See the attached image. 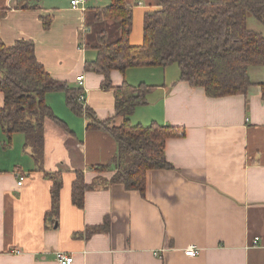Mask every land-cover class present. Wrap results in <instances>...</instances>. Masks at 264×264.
I'll return each mask as SVG.
<instances>
[{"label": "crops", "instance_id": "crops-1", "mask_svg": "<svg viewBox=\"0 0 264 264\" xmlns=\"http://www.w3.org/2000/svg\"><path fill=\"white\" fill-rule=\"evenodd\" d=\"M110 2L88 0L82 11L68 0H0V8L7 9L0 23L5 45L34 42L38 61L55 79L81 88L83 108L100 120L114 118L115 94L103 87V74L85 68L97 57V44L86 42L87 13ZM127 2L136 23L157 7L156 0ZM47 16L49 28L43 21ZM109 23L112 29L101 31L108 41V31L115 28L110 40H116L120 26ZM130 41L142 42L135 32ZM262 69H252L256 74L250 69L254 84L246 94L218 98L180 80L176 64L111 72L114 85L155 86L148 103L130 117L132 124L155 121L180 130L166 142L173 168L148 171L144 193L113 181L125 166L112 162L116 139L89 129L88 117L67 106L63 91L47 93L46 102L68 129L46 119L41 163L25 146L24 134L6 139L0 122V264H59L58 251L72 254L71 264H264ZM3 106L0 90V110ZM78 172L90 185L82 206L73 200ZM55 173L62 178L58 213L52 212L50 176ZM17 174L25 177L22 185ZM191 245L200 249L197 256L185 254Z\"/></svg>", "mask_w": 264, "mask_h": 264}, {"label": "trees", "instance_id": "trees-1", "mask_svg": "<svg viewBox=\"0 0 264 264\" xmlns=\"http://www.w3.org/2000/svg\"><path fill=\"white\" fill-rule=\"evenodd\" d=\"M156 1V8L144 12L140 45L130 41L133 9L127 0H111L95 12L97 21L112 20L121 29L120 37L112 42L107 41L105 30L100 31L95 46L97 57L85 65L87 70L103 74V87L114 91L112 119L100 120L93 110L83 108L78 100L82 89L52 77L38 61L34 42L18 40L13 46H7L0 34V90L4 94L0 122L8 138L13 133H23L25 146L32 149V155L41 163L45 155L46 119L68 129L66 122L46 102L47 93L63 91L67 106L88 117L89 129L102 130L116 139L118 154L112 162H124L125 166L113 176V181L144 193L148 171L173 168L166 155V142L178 136L180 130L155 121L149 125L130 122L136 109L148 103V95L155 86L131 85L126 81L114 85L111 72L176 64L180 80L203 88L208 97L246 94L254 84L250 69H264V32L250 28L248 23L252 14L264 25V0ZM6 13L7 9L0 8V23ZM43 21L45 28H49L52 18L47 16ZM260 85L264 98V81ZM117 118H121L120 123H116ZM50 178L53 180L52 212L58 213L62 178L58 173ZM88 188L90 185L85 183L82 172H78L73 184V200L78 206L83 205Z\"/></svg>", "mask_w": 264, "mask_h": 264}, {"label": "rangeland", "instance_id": "rangeland-1", "mask_svg": "<svg viewBox=\"0 0 264 264\" xmlns=\"http://www.w3.org/2000/svg\"><path fill=\"white\" fill-rule=\"evenodd\" d=\"M109 1H111V0H109ZM140 11L143 12V9H140ZM134 15H135V11L133 10V30H132V33L135 32L137 34V37H139L141 39V41L143 42V21L141 20V23H136V20H134ZM87 18H88V25L91 26V31L87 35L86 42L89 43L93 47L94 45L98 44V33L101 31L103 26H106V29H108V30L112 29V26H111V23H109L110 20H102V21L95 20L96 19L95 18V12L92 9L90 11H88ZM248 23H249L250 28L264 32V25L261 22H259L256 18H254L252 14H250V17L248 19ZM114 29L112 31H108L109 32L108 42L114 41V40H110V39H115L114 38V31H115ZM142 42H140V43H142ZM252 69H262V67H252L251 70ZM256 72L257 71L252 70V73L256 74ZM115 121H116V123H120L121 118H118L117 120L115 119ZM6 139H7V135H6ZM18 148H20V145L18 146Z\"/></svg>", "mask_w": 264, "mask_h": 264}, {"label": "built area", "instance_id": "built-area-1", "mask_svg": "<svg viewBox=\"0 0 264 264\" xmlns=\"http://www.w3.org/2000/svg\"><path fill=\"white\" fill-rule=\"evenodd\" d=\"M68 1L70 3L71 7L76 8V9H80L82 11H84L86 9V4L88 2V0H68ZM77 81L79 82L80 85H83L84 76L83 75L77 76ZM78 100L81 104H83V102H84V93L83 92H81V94L79 95ZM17 175L19 178L18 184L22 185L25 177L22 174H17ZM256 239H258V238H256ZM255 243H256V241H255ZM17 252H21V250H17ZM199 253H200V249L195 245H191L188 248H186V250H185V254L188 256H197ZM56 257H57L59 264H71L74 260V256L72 254H68L64 251H58Z\"/></svg>", "mask_w": 264, "mask_h": 264}]
</instances>
